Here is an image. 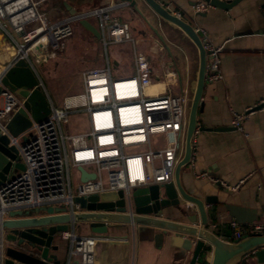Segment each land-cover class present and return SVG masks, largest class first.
I'll return each instance as SVG.
<instances>
[{
  "label": "built area",
  "instance_id": "built-area-1",
  "mask_svg": "<svg viewBox=\"0 0 264 264\" xmlns=\"http://www.w3.org/2000/svg\"><path fill=\"white\" fill-rule=\"evenodd\" d=\"M127 3V0H110L45 23L34 0H0V28L5 31L10 26L19 33V41L10 38L16 45L15 54L26 60L48 102V112L43 119L32 120L16 135L8 134L23 167L0 183V218L12 208L45 204H62L71 214L79 210L74 196L118 188L126 210L132 187L171 178L182 148L190 93L186 88L172 91L160 86V78L152 74L146 54L135 46L128 21L118 18V8ZM210 5L206 0H195L190 7L193 12H199ZM80 17L94 19L103 62L81 68V89L65 94L62 104L55 105L34 63L52 56L54 49L62 46L63 37L71 33L72 22ZM32 19L38 23L24 30L23 23ZM194 29L197 31V27ZM200 40L205 49L204 78H220L221 44L207 38L200 37ZM120 42H128L131 47L133 72L125 76L112 72L107 57V44ZM19 104L21 98L12 90L0 91L1 131L7 132L4 122ZM258 104V107L264 105V96L243 111L230 110V122L241 128L240 120ZM79 109L87 113V127L63 131L61 123L67 120L68 113ZM195 130L197 127L193 132ZM21 133L26 134L23 140L19 138ZM154 133L162 134V141L152 144L149 135ZM76 165H81L86 172L93 171L94 175L80 179ZM196 174L202 176L205 172L200 170ZM222 183L229 189L237 185V182ZM42 212L44 210L40 209L36 213ZM228 226L231 238L238 237L242 229L264 233V220L250 221L243 226L232 217ZM58 233L59 238L66 240L65 257L60 264H98L94 255L95 235L77 233L72 227Z\"/></svg>",
  "mask_w": 264,
  "mask_h": 264
},
{
  "label": "crops",
  "instance_id": "crops-1",
  "mask_svg": "<svg viewBox=\"0 0 264 264\" xmlns=\"http://www.w3.org/2000/svg\"><path fill=\"white\" fill-rule=\"evenodd\" d=\"M34 1L44 22L52 23L70 15L71 10L104 5L110 0ZM158 1L197 27L201 38L221 44L222 75L212 80L204 78L196 119L198 124L223 128H197L193 132L191 156L180 168L179 181L196 196L212 197L211 202H205L208 227L222 238L231 239L228 220L232 216L224 203L245 206L256 216L252 221L264 220V105L250 110L240 120L241 128L230 122V110L243 111L264 96V6L259 5L261 0H238L227 8L210 5L193 12L190 5L195 0ZM136 5L139 11L127 3L118 8L117 15L128 21L136 48L149 57L152 74L160 78L161 87L172 91L186 88L191 93L197 64L195 46L178 27L157 16L143 0H137ZM88 20L94 24V19ZM37 23L36 19L28 20L23 23V29ZM75 24L72 29L75 28L76 39L66 35L61 47L68 51L76 49L77 56L68 59L73 60L71 68L79 74L83 67L102 64L103 55L98 37L78 22ZM10 38L19 41V33L10 26L5 31L0 28V68L16 53V45ZM88 38H93L99 46L89 44ZM107 57L113 73L133 72L128 42L112 44ZM200 170L205 174H196ZM222 182H237V185L229 189ZM161 214L172 217L176 212L165 208ZM107 224L105 236L84 227L74 229L77 233L96 236L94 255L98 264H185L189 257L190 249L182 252L179 244L183 237L174 236L170 231L161 232L147 224H136L127 230L122 222ZM58 241L55 254L60 264L65 257L66 240L59 238ZM203 258L205 263L196 260L194 264H207L209 248ZM234 264H264V254L248 251Z\"/></svg>",
  "mask_w": 264,
  "mask_h": 264
},
{
  "label": "water",
  "instance_id": "water-1",
  "mask_svg": "<svg viewBox=\"0 0 264 264\" xmlns=\"http://www.w3.org/2000/svg\"><path fill=\"white\" fill-rule=\"evenodd\" d=\"M150 9L162 19L178 27L196 48L197 64L193 86L187 105L186 121L183 131L182 148L174 162L171 178L152 182L130 189L131 201L125 210L121 198V189H108L86 196L73 197L79 203V210L73 213L65 211L64 205L45 204L27 208H12L0 218V264H56L55 250L58 248L59 231L72 227H84L91 233L108 235V222H122L127 230L136 224H147L161 232L170 231L174 236H182L179 244L182 252L190 249L185 264H194L201 249H210L207 264H234L245 252L264 254V233L248 232L242 229L238 237L222 238L208 227L205 202L213 199L209 194L196 196L185 190L179 181L181 166L186 164L191 154V138L197 128H223L222 126H204L197 123L196 111L200 107V96L204 86L205 49L200 36L193 25L162 5L158 0H143ZM211 5L227 8L238 0H206ZM137 8V0H127ZM264 6V0L260 1ZM139 11V10H138ZM73 12V10H71ZM77 22L98 37L95 25L84 17ZM149 59L148 55H146ZM170 78V76H167ZM12 90L21 98L4 122L7 132L0 129V183L8 179L23 167L17 155L14 143L9 142L8 134L16 135L25 129L32 120H41L48 112V102L43 89L27 64L26 60L12 55L0 68V91ZM256 105L255 107H258ZM26 133H29L28 131ZM20 139L26 134L21 133ZM80 179L92 177L93 171L86 172L81 165H76ZM230 216L241 224L256 219L245 206L224 203ZM165 208L175 210V216L162 215ZM42 213H36L38 210ZM193 209V210H191ZM207 250V249H206ZM183 256V255H182Z\"/></svg>",
  "mask_w": 264,
  "mask_h": 264
},
{
  "label": "rangeland",
  "instance_id": "rangeland-1",
  "mask_svg": "<svg viewBox=\"0 0 264 264\" xmlns=\"http://www.w3.org/2000/svg\"><path fill=\"white\" fill-rule=\"evenodd\" d=\"M76 22L77 21H73L72 25L74 24L75 26ZM74 33L75 28L72 29L70 34H68V38L72 40L76 39L74 37ZM93 40V38H88L89 44L93 43L95 47H98V42ZM118 44L119 43H113V45ZM111 45L112 44H107L106 46L108 55H110ZM77 54L78 53L76 49L68 51L65 47H59L54 49V54L48 57L46 60L34 63L42 81L43 87L55 105L62 104V98L65 94L79 91L81 89L78 71L71 68L73 60L68 59L72 56L75 58ZM127 74L129 73H121L119 75L125 76ZM87 125V113L85 110L79 109L68 113L67 120L61 123V128L63 131H76L87 127ZM160 139H162L160 133L149 135V141L152 144L159 142Z\"/></svg>",
  "mask_w": 264,
  "mask_h": 264
},
{
  "label": "trees",
  "instance_id": "trees-1",
  "mask_svg": "<svg viewBox=\"0 0 264 264\" xmlns=\"http://www.w3.org/2000/svg\"><path fill=\"white\" fill-rule=\"evenodd\" d=\"M206 249H208L207 247L204 249H201L197 255V261L201 262V263H205V260L203 258L204 252L206 251Z\"/></svg>",
  "mask_w": 264,
  "mask_h": 264
},
{
  "label": "bare ground",
  "instance_id": "bare-ground-1",
  "mask_svg": "<svg viewBox=\"0 0 264 264\" xmlns=\"http://www.w3.org/2000/svg\"><path fill=\"white\" fill-rule=\"evenodd\" d=\"M22 52V49L19 50V53Z\"/></svg>",
  "mask_w": 264,
  "mask_h": 264
}]
</instances>
